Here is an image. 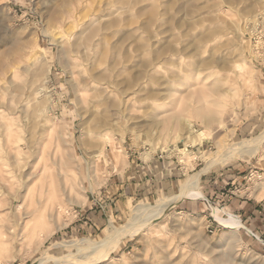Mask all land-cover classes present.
<instances>
[{"label": "rangeland", "instance_id": "374dc122", "mask_svg": "<svg viewBox=\"0 0 264 264\" xmlns=\"http://www.w3.org/2000/svg\"><path fill=\"white\" fill-rule=\"evenodd\" d=\"M263 133L264 0H0V264H264V141L127 230ZM214 207L244 222L232 251Z\"/></svg>", "mask_w": 264, "mask_h": 264}, {"label": "bare ground", "instance_id": "6f19581e", "mask_svg": "<svg viewBox=\"0 0 264 264\" xmlns=\"http://www.w3.org/2000/svg\"><path fill=\"white\" fill-rule=\"evenodd\" d=\"M69 7H70V5L65 3V5L63 6V8L60 11L58 9L59 13H57V14L55 13L54 21L56 20L59 23H65L67 17L71 13ZM53 17H54V15H53ZM239 69L242 70V71H245L243 67H239ZM203 140H205V138ZM228 141H229V139H227V138H220V139H218L216 141V145H217V149L216 150H214V151H206L205 153L202 154L201 157L204 160L207 161V166L205 168H203L202 170H200L198 173H196V175L192 179L188 180L183 185V187L181 189V192L179 194L175 195L172 198H169L167 200V202L166 201H160L158 204H155V205H152V204H150V205H147V204L139 205V207L136 208L137 215H135V220L133 219V223L130 224V226L127 227V230L132 232V233H134L136 231H139L141 229V226L145 225L148 221H152L154 219H157L159 216H161L163 214V212L167 209V207L171 206L176 201H180L181 198H184L185 196L193 197V198H203V195H202V193L200 192V190L198 188L199 187V183H200L201 175L203 173H205L209 168H211L212 166H214L216 164H219L221 162H227V161H229L231 159H234V158H236V157H238V156H240L242 154H245L247 152L256 151L258 149V146L264 141V133L257 139H253L251 141H243V142H239V143H236V144L234 143V145H229ZM185 146H186V144H185ZM180 148L182 149V151H184V152L189 154V152H188L189 150L186 147H180ZM96 157L100 158V162L101 163H107V161H108L106 156L103 153L102 154H97ZM197 157H198L197 154L194 153V152L189 154V158H192V160L196 159ZM192 166H194V161L192 163ZM256 187H259V189H264V181H257L256 182ZM61 208H63L62 205H61ZM213 209H214V214H215L216 219L220 223L225 225L227 228L231 229L232 232H233V234L230 235L231 239L233 240V244L231 243L230 246H228L230 248L229 251H232L231 248L234 246V243H237L238 240H239L237 238L238 230L240 228H242V227H245L244 222L242 221V219H241V221L239 219H237L236 217H238V216H236L234 213H231V215H234L236 217L231 216V215H228L227 217H224V216L220 215L218 208L214 207ZM150 214L152 216L150 218L146 217V219L141 223V225L139 227H137V228L133 227L136 224V222L139 220L141 215L147 216V215H150ZM122 231H123L122 229H121V231L117 230V233L115 234V236H113L112 238H110L108 240H104L99 245L100 248L98 250H99V253H100L99 255H101L99 257V261L102 260V259H105L112 252V250L115 247V244L119 243V240H120L121 236L123 235ZM252 234L256 235L254 233H252ZM256 236L259 238L258 235H256ZM5 247L6 246H4V249H5ZM93 251L95 253L94 249H93ZM93 256H95V255H93ZM97 258L98 257H96V259ZM227 259H229V258L227 257ZM42 260H43V258H42ZM58 261H59V259H58Z\"/></svg>", "mask_w": 264, "mask_h": 264}, {"label": "crops", "instance_id": "0c3cea01", "mask_svg": "<svg viewBox=\"0 0 264 264\" xmlns=\"http://www.w3.org/2000/svg\"><path fill=\"white\" fill-rule=\"evenodd\" d=\"M226 177V175L224 174V173H220L219 174V179L220 180H224L223 178H225ZM218 179V180H219ZM158 180H160L159 178H158ZM156 181L155 183L157 184V185H162V186H164V187H166V188H170L172 185H174L175 184V180H169V181H167V179L166 180H164V182H161V181ZM213 184H211V186H212ZM126 190H128L127 192L130 194V193H132V191H131V189H130V187H128ZM218 190L219 191H215V193H217V195L219 196V195H221V197H222V199H223V201L225 200V197H223V192H221L220 193V187H218ZM200 192L202 193V195H203V197H204V194H203V192L200 190ZM121 196H123V194L121 195ZM208 199V198H207ZM209 201V200H208ZM227 201H228V205L229 206H232V208H230L235 214H238V211H240V212H242V211H244L245 212V214H246V212L250 209V207H251V203H248L247 201H242V200H240V199H238V198H234V197H232V199H227ZM242 203V204H241ZM192 207H194V205H191ZM197 206V205H196ZM229 212H231V211H229ZM250 212H252V209H250Z\"/></svg>", "mask_w": 264, "mask_h": 264}, {"label": "built area", "instance_id": "2783aa9c", "mask_svg": "<svg viewBox=\"0 0 264 264\" xmlns=\"http://www.w3.org/2000/svg\"><path fill=\"white\" fill-rule=\"evenodd\" d=\"M236 215V214H235ZM237 216V215H236ZM254 236H256V235H254ZM257 237V236H256ZM258 238V237H257ZM259 239V238H258Z\"/></svg>", "mask_w": 264, "mask_h": 264}]
</instances>
